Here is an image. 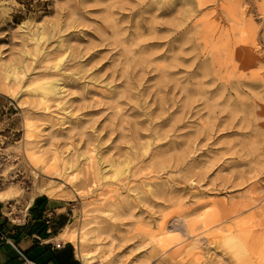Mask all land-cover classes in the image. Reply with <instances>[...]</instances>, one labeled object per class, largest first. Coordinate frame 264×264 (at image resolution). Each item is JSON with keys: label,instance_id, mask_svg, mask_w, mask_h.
<instances>
[{"label": "rangeland", "instance_id": "obj_1", "mask_svg": "<svg viewBox=\"0 0 264 264\" xmlns=\"http://www.w3.org/2000/svg\"><path fill=\"white\" fill-rule=\"evenodd\" d=\"M10 188L53 190L95 264H264V0H0Z\"/></svg>", "mask_w": 264, "mask_h": 264}, {"label": "crops", "instance_id": "obj_2", "mask_svg": "<svg viewBox=\"0 0 264 264\" xmlns=\"http://www.w3.org/2000/svg\"><path fill=\"white\" fill-rule=\"evenodd\" d=\"M12 201L0 199V230L12 242L0 244V264H26L18 249L32 264H83L71 242L61 236L72 218L67 205L44 194ZM8 203L16 214L10 213Z\"/></svg>", "mask_w": 264, "mask_h": 264}, {"label": "bare ground", "instance_id": "obj_3", "mask_svg": "<svg viewBox=\"0 0 264 264\" xmlns=\"http://www.w3.org/2000/svg\"><path fill=\"white\" fill-rule=\"evenodd\" d=\"M228 2V1H227ZM206 3V2H205ZM223 3V2H222ZM241 4V3H240ZM221 5H223V4H221ZM232 5H233V2H232ZM236 5V4H235ZM233 7H235V6H233ZM236 8H237V6H236ZM224 11V10H223ZM237 11V10H236ZM191 13V12H190ZM226 13V12H225ZM231 13V12H230ZM236 14V13H235ZM204 15V14H203ZM218 15V14H217ZM206 16H208L207 14H206ZM226 16H228L227 15V13H226ZM234 16V15H233ZM224 17V16H223ZM220 18H221V15H220ZM225 18V17H224ZM201 20H202V17L200 18ZM208 21V18L206 17V18H204L203 20L206 22V20ZM211 19V18H210ZM214 19H216V16L214 17ZM218 19V18H217ZM225 19H227V18H225ZM224 19V20H225ZM232 19V18H231ZM200 20V21H201ZM202 20V21H203ZM212 20V19H211ZM222 20H223V18H222ZM199 21V20H198ZM198 21H197V23H198ZM217 21V20H216ZM219 21V20H218ZM211 22V21H210ZM223 22V21H222ZM237 22V21H236ZM240 22H243V20H240L238 23H240ZM207 23V22H206ZM216 23H218V24H220L219 22H216ZM228 23V22H227ZM237 23V24H238ZM212 24V23H211ZM210 24V25H211ZM218 24H217V27H218ZM198 25V24H197ZM205 26H209L208 24H206ZM211 26H213V25H211ZM210 26V27H211ZM215 26H216V24H215ZM238 26H240V24L238 25ZM216 27V28H217ZM221 27H223V26H221ZM226 27V26H225ZM197 28V27H196ZM207 28V27H206ZM205 28V29H206ZM212 28H215V27H212ZM211 28V29H212ZM215 28V29H216ZM235 28H237V27H235ZM198 29V28H197ZM204 29V30H205ZM209 29V28H208ZM231 29V28H230ZM230 29H228V30H230ZM236 29H234V31H235ZM239 30V29H238ZM212 32V31H211ZM227 32V31H226ZM230 32H231V30H230ZM237 31H235V32H233V33H236ZM240 32V31H239ZM207 33L210 35V34H212V33H209L208 31H207ZM217 33V32H216ZM228 33V32H227ZM238 33V32H237ZM219 34H220V32H219ZM219 34H216V35H218V37H219ZM230 34H232V33H230ZM203 35H204V31H203ZM226 35V34H225ZM227 35H229V33L227 34ZM235 35V34H234ZM240 35V34H239ZM205 36V35H204ZM203 36V37H204ZM230 36V35H229ZM235 36H237V35H235ZM213 35H212V40H213ZM231 38V37H230ZM227 39V38H226ZM229 39V38H228ZM233 39H234V37H233ZM252 39V38H251ZM205 40H206V38H205ZM215 40V39H214ZM213 40V41H214ZM230 40V39H229ZM219 41V40H218ZM217 41V42H218ZM241 40H239V42H240ZM205 41L203 40V44L202 45H204L205 43H204ZM210 42H212V41H210ZM234 42V41H233ZM237 42V41H236ZM229 43V42H228ZM231 43H232V41H231ZM208 45H209V43H207ZM220 44V43H219ZM201 45V46H202ZM218 45V44H217ZM216 45V46H217ZM232 45V44H231ZM249 45V44H248ZM254 45V44H253ZM204 46H206V45H204ZM213 46V45H212ZM242 46V45H241ZM241 46L239 47L240 49H244V47L243 48H241ZM213 47H215V46H213ZM230 47V46H229ZM208 48V47H207ZM211 48V47H210ZM210 48H208V50H210ZM233 48V47H232ZM245 48H247V46L245 47ZM252 48V47H251ZM220 49V48H219ZM226 49V48H225ZM207 50V49H206ZM215 50H217V49H215ZM232 51L234 50V49H231ZM249 50H250V48H249ZM249 50H246V51H248V53H244V55L246 56L247 54L249 55V53H253V51H252V49H251V52L249 51ZM224 51V50H223ZM237 51H238V46H237ZM242 52V50L240 51V53ZM212 54H213V52H211ZM215 53V52H214ZM225 53H226V50H225ZM200 54H202V53H200ZM223 54H224V52H223ZM222 54V55H223ZM232 55L231 56H233V53H231ZM208 55V54H207ZM235 55V54H234ZM243 55V53H242V56H244ZM252 55V54H251ZM251 55H249V56H251ZM255 55V54H254ZM253 55V56H254ZM202 56V55H201ZM204 56V55H203ZM210 56H212V55H210ZM227 56V55H226ZM248 56V57H249ZM253 56H251V57H253ZM256 56V55H255ZM224 57V56H223ZM204 58H205V56H204ZM232 58V57H231ZM230 58V60H232ZM240 58V57H239ZM254 58V57H253ZM243 59V58H242ZM245 59V58H244ZM249 60H251L252 61V58H248ZM248 59H246V61L248 60ZM205 60V59H204ZM204 60H202V62L204 61ZM224 60H226V59H224ZM223 60V61H224ZM236 60V59H235ZM254 60H256V59H254ZM221 61V60H220ZM239 61V60H238ZM242 61H244V60H242ZM242 61H240L239 63H241ZM205 62V61H204ZM234 62V61H233ZM232 63V62H231ZM235 63V62H234ZM245 63V62H244ZM252 63V62H251ZM253 63H254V61H253ZM220 64H222V63H220ZM227 64H229V63H227ZM254 64H256V63H254ZM253 64V65H254ZM225 65V64H224ZM230 65V64H229ZM239 65V64H238ZM249 65V64H248ZM257 65H258V63H257ZM252 66V65H251ZM244 67H247L246 66V64H245V66ZM244 67H242V68H244ZM210 68V67H209ZM234 68V70L236 71L237 69L235 68V67H233ZM238 68V67H237ZM248 68V67H247ZM211 69V68H210ZM240 69V68H239ZM245 69V68H244ZM243 69V70H244ZM225 70H226V68H225ZM245 71V70H244ZM249 71H247V73H248ZM212 73V72H211ZM240 73H242V71L240 72ZM252 74V73H251ZM258 74H260L259 72H258ZM244 74H241L240 75V77L241 76H243ZM245 75H246V71H245ZM249 75V74H248ZM239 76H238V78H240ZM249 77V76H248ZM259 78V77H258ZM263 78V77H262ZM248 79V78H247ZM254 79H256V78H254ZM48 79H46V81L45 82H42V83H39L37 86H35L36 88H35V91H38L40 94H41V96H42V98H43V100H45V101H47L48 100V98L49 97H55V96H59V93L61 92V89H56L55 87H56V82L55 81H52V79H49V80H51V81H47ZM219 80V79H218ZM251 80V79H250ZM242 81V80H241ZM247 81H249V80H247ZM58 82V81H57ZM232 82V81H231ZM237 83H239V82H237ZM59 84V83H58ZM244 85V84H243ZM58 86V85H57ZM239 87H240V84H239ZM58 88V87H57ZM60 90V91H59ZM30 125V124H29ZM40 132V131H39ZM70 167V166H69ZM75 167V166H74ZM79 168V167H78ZM72 169H73V166H72ZM72 169H67V170H72ZM99 170H100V168H99ZM114 171V174H113V176L114 177H116L117 175H118V173H117V169H114L113 170ZM69 172V171H68ZM103 173V172H102ZM72 174V173H71ZM99 174H100V172H99ZM68 176H70V175H68ZM103 176H105V175H103ZM105 178H106V176H105ZM109 178H111V177H109ZM12 189H13V187H12ZM56 189V188H55ZM11 188L10 189H7V191H8V193H6L5 191H0V199H6V198H9V199H11V200H13V199H15L16 197H17V190L16 189H14V190H11ZM38 191H40V192H43L44 193V195H46V196H54L55 195V193L53 192V190H50V189H35V191L31 194V197H34L35 195H36V193L38 192ZM5 192V193H4ZM20 193V192H19ZM38 194V193H37ZM58 198V197H57ZM60 199H62V198H60ZM263 212L261 211L260 213H259V217H264L263 216ZM263 222V221H262ZM83 225V224H82ZM87 225V224H86ZM84 226H85V224H84ZM82 226L81 228H80V230H78V231H73V230H68V228H66L65 230H64V232L62 233V238L63 239H67L69 242H73L75 245H76V252H77V255H78V257L80 258V260L83 262V264H95V262H96V255H95V252H94V250H90L87 246H86V243H87V240H89V239H87V231H86V228H87V226ZM221 230H222V228H221ZM92 236H93V234H91ZM90 235V229H89V236H91ZM264 235V234H263ZM88 236V237H89ZM91 236V237H92ZM97 236V235H96ZM218 238L219 239H221V240H225L226 242H231V241H233V235L230 233V232H225V233H223V234H221L220 233V235L218 234ZM95 238H97V237H95ZM253 238V239H252ZM262 239L264 240V238L262 237ZM262 239L260 240V236H246V240L244 241V244H245V246H246V244L248 243V241L250 240V242L251 243H253V245H256V243H259V246L261 247V249L263 250V253H264V244H262L261 245V241H262ZM90 240H92V238H90ZM220 240V241H221ZM252 240V241H251ZM93 242H94V240H92ZM92 241H88V242H90V243H92ZM238 244V243H237ZM240 244H242V243H240ZM88 245V244H87ZM90 245H92V244H90ZM258 245V244H257ZM238 246V245H237ZM242 246V245H241ZM244 246V247H245ZM251 246H252V244H251ZM91 247V246H90ZM99 247L101 248V246L99 245ZM98 247V248H99ZM248 247H250V246H248ZM93 248V247H92ZM96 248V247H95ZM230 248H233L234 249V254H237V255H239V254H242L243 256L245 255V254H248L247 252H246V250L245 251H242L241 252V250L238 248V247H236V246H230ZM259 248V247H258ZM94 249V248H93ZM243 249V248H242ZM246 249V248H245ZM248 249V248H247ZM99 250V249H98ZM250 250V249H249ZM249 250H248V252H249ZM252 250V249H251ZM100 252V251H99ZM258 253V252H257ZM100 256V255H99ZM236 256V255H235ZM101 257V256H100ZM247 257V256H246Z\"/></svg>", "mask_w": 264, "mask_h": 264}, {"label": "built area", "instance_id": "obj_4", "mask_svg": "<svg viewBox=\"0 0 264 264\" xmlns=\"http://www.w3.org/2000/svg\"><path fill=\"white\" fill-rule=\"evenodd\" d=\"M8 208L10 209V213L14 215V212H13V207H12V204L11 203H8ZM3 242H10V239L0 230V244L3 243ZM57 248H60L61 247V244H57L56 245ZM18 252L20 254V256L23 258V261L26 263V264H32V262L25 256L24 252L20 249H18Z\"/></svg>", "mask_w": 264, "mask_h": 264}]
</instances>
